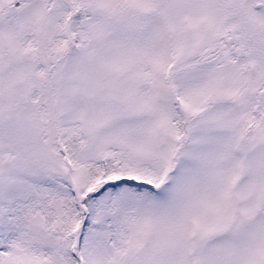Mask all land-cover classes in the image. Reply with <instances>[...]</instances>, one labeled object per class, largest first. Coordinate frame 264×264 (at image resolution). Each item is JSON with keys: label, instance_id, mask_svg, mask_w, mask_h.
<instances>
[{"label": "snow or ice", "instance_id": "obj_1", "mask_svg": "<svg viewBox=\"0 0 264 264\" xmlns=\"http://www.w3.org/2000/svg\"><path fill=\"white\" fill-rule=\"evenodd\" d=\"M0 264H264V0H0Z\"/></svg>", "mask_w": 264, "mask_h": 264}]
</instances>
